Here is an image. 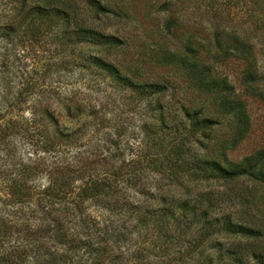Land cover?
<instances>
[{"label": "rangeland", "instance_id": "rangeland-1", "mask_svg": "<svg viewBox=\"0 0 264 264\" xmlns=\"http://www.w3.org/2000/svg\"><path fill=\"white\" fill-rule=\"evenodd\" d=\"M73 1L81 5L85 2ZM101 2L114 13L99 19L88 15V24L117 36L124 42L122 46L65 45L59 28H49L47 21L27 15L28 6L38 0H0L1 214L9 213L12 224V220L19 221V230H35L41 224L37 217L42 215L38 200L50 185L55 169L63 167L71 175L70 184L75 189L72 197L89 177L117 181L132 208H141L142 213L147 207H171L181 201H203L206 206L210 199L234 194L241 196L246 210L256 215L261 222L257 225H263L264 185L248 179L230 184L195 180L181 167V161L195 158L221 159L219 143L232 138L236 123L233 116L216 110L214 99L192 86L184 70L164 63L163 58L169 50L184 53L190 42L198 46L196 39L204 37L214 51L220 50L229 33L249 40L264 73V0ZM214 33L221 35L220 42H216ZM89 55L105 58L136 82L160 83L167 85L168 91L164 96L139 99L90 65L85 59ZM211 65L214 76L226 78L245 104L249 130L229 153V158L238 162L264 150V102L244 89L245 62L230 58ZM260 85L264 87V80ZM158 102L171 107L165 108L166 123L161 110L156 109ZM182 106L202 109L203 116L218 122L215 130L189 136V127H181L179 122L183 121ZM66 134L71 135L67 138ZM242 201H218L214 212H220L219 207L243 210L239 205ZM87 204L88 214L101 224L126 222L128 229L120 245L129 264H141L144 255L149 264H183L181 259L176 261V249L165 251L152 245L153 240L159 246L169 240L154 233L153 225L132 227L136 215L130 216L129 210L117 214L101 205ZM60 205L56 202L55 207ZM35 210L39 212L33 213ZM52 235L47 233L42 240L66 256L62 244ZM10 240L21 243L27 239L14 234ZM84 252L82 248L67 254L72 258L69 264H92L93 259ZM113 254V249H107L103 259L108 262Z\"/></svg>", "mask_w": 264, "mask_h": 264}, {"label": "trees", "instance_id": "trees-1", "mask_svg": "<svg viewBox=\"0 0 264 264\" xmlns=\"http://www.w3.org/2000/svg\"><path fill=\"white\" fill-rule=\"evenodd\" d=\"M82 4L73 0L65 3L62 0H38L37 4L28 6L27 15H33L34 20L47 21L49 28H59L61 42L64 41L65 45L72 42L82 46L92 44L103 48L122 46L124 42L117 36L105 34L88 24V15L91 19H99L101 16L113 14V10L101 0H85ZM170 24L167 25L169 29L172 26H169ZM214 37L217 43L220 42L219 33H214ZM196 43L198 46L190 42L184 53L167 51L163 61L184 70L185 77L196 90L214 99L215 108L220 114L234 117L236 129L231 139L219 143L221 159L212 156L195 158L187 162L181 161V167L195 180L223 181L230 184L248 179L264 185V150L238 162L229 158V153L246 138L249 120L245 104L237 98L234 87L226 78L214 76L211 65L230 58L245 62L246 71L242 77L244 89L247 94L264 102V87L260 85L264 80V73L261 72L254 47L245 37L232 36L229 33L225 46L217 51L213 50L207 37L196 39ZM85 59L90 65L106 73L118 86L128 89L139 99L164 96L168 91L167 85L140 83L128 78L117 66L100 56L89 55L85 56ZM165 108L162 104L156 107L163 113L164 123ZM166 110H171V107H167ZM180 110L183 116V121H179L180 125L189 127V136L194 137L199 132L202 134L213 132L218 125L216 120L203 116L202 109L190 110L182 106ZM70 135L65 136L69 138ZM67 168L69 167L65 169ZM62 169L63 167L55 169L50 185L45 189L41 200H38V208L42 215L37 217L41 224L37 225L35 230L31 231L30 228L26 231L19 230L17 228L19 221L12 220L14 222L12 224L8 218L9 213L5 216L0 211V264H69L72 258L67 254H71L72 251L78 253L82 248L85 249L84 253L89 255L88 259H93L92 264H129V260L123 257L125 253L122 252L120 245V238L124 237V230L128 229L126 222L110 220L108 225L101 224L88 214L86 207L88 202L109 208L117 214L119 211L129 210L130 216L136 215L132 227L153 225L154 233H161L169 240H163L161 246L155 243L157 240H153L152 245L165 251L176 249L178 255L176 261L181 259L183 264L190 263V260L194 264H264V224L257 225L261 222L256 220L255 214L246 210L241 196L228 194L224 196H228V199L224 197L219 200L210 199L208 204L204 201L206 206L203 201H181L171 207L165 205L147 207L142 213L141 208H132L133 205L122 191L121 185L107 178L89 177L79 187V192L72 197L75 189L73 184H70L71 175L68 170L64 172ZM231 198L236 202L242 201L239 205L243 206V210L226 211L225 207L224 210L223 207H219L221 211L214 212L219 205L216 202L226 204ZM56 202L63 205L56 208ZM37 212L39 211H33ZM73 219L77 222L73 223ZM53 225L54 229H51ZM50 232H53L52 236L62 244L66 256L60 255L56 249L53 250L42 240L43 235ZM14 234L18 237L20 234L27 240L13 243L10 239ZM224 237L228 240L220 239ZM107 249L114 251L113 258L109 257L108 262L103 259ZM144 257L145 255L140 263L149 264ZM80 264H83L82 261Z\"/></svg>", "mask_w": 264, "mask_h": 264}]
</instances>
